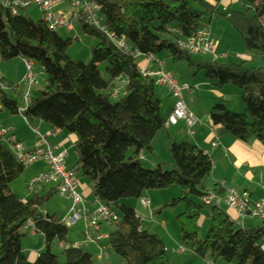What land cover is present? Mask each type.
I'll return each mask as SVG.
<instances>
[{
  "label": "trees",
  "instance_id": "16d2710c",
  "mask_svg": "<svg viewBox=\"0 0 264 264\" xmlns=\"http://www.w3.org/2000/svg\"><path fill=\"white\" fill-rule=\"evenodd\" d=\"M90 1L100 8L103 26L118 40L123 39L125 50L116 49L99 32L81 26L82 33L95 39L97 45L91 50L88 65L73 63L66 57L71 40H61L43 22L24 18V12L12 17L8 8L12 0H1L0 62L21 60L36 66L44 76L43 90L30 99L20 117L27 125L36 121L54 134L76 137L73 152L77 164L71 172L90 183L94 200L120 214L107 238L108 252L122 264H171L160 239L145 232L142 220L121 203H138L149 192L177 187L181 192L178 200L162 206L156 215L182 208L176 218L181 247H188L200 261L264 264L260 249L264 228L234 231L236 226L219 208L208 207L209 228L204 240L198 241L197 224L205 207L191 199L201 202L208 195L202 183L210 177L212 163L197 147L185 142L170 145L169 171L161 170L165 165H157L154 172L141 169L142 157L153 156L152 143L165 131L167 121L160 116L154 80L141 75L135 55L154 59L164 53L171 64H184L204 73L217 90L236 88L244 114L228 112L223 103L215 105L209 113L211 128L219 138L228 136L243 145L255 141L263 148L264 69L196 63L178 49L177 42L195 38L216 15L213 7L198 0ZM193 2L200 6L199 11L189 7ZM237 2L242 11L229 10L224 17L239 36L244 52L252 60L264 58V0ZM103 64L107 80L98 72ZM117 80L125 86H119ZM0 102L3 112L19 116L17 104L2 93ZM25 169L0 140V264H29L21 243L27 221L45 245V252L33 264H93L92 257L80 247L66 246L68 229L60 220L39 213L56 195L54 190L24 202L9 192V185ZM212 194L221 199L224 191L214 187ZM53 244L62 245V263L50 253Z\"/></svg>",
  "mask_w": 264,
  "mask_h": 264
},
{
  "label": "crops",
  "instance_id": "0c3cea01",
  "mask_svg": "<svg viewBox=\"0 0 264 264\" xmlns=\"http://www.w3.org/2000/svg\"><path fill=\"white\" fill-rule=\"evenodd\" d=\"M201 4L208 5L210 7H213L215 9L216 15L215 17H220L225 19L224 15L227 14V12L230 10L229 8L231 3L237 2V0H198ZM238 3V2H237ZM239 4V3H238ZM193 6L197 7L200 10V6L193 2ZM241 6V4H239ZM242 8V7H241ZM212 20V19H211ZM229 24V23H228ZM230 25V24H229ZM233 29V28H232ZM208 34L209 27H207ZM235 32V31H234ZM236 33V32H235ZM237 34V33H236ZM238 36V35H237ZM214 44H216L215 48V56L218 58L216 61L213 62H225L229 64L230 62L232 66V61H235L236 64L234 65H240V64H246L247 67L252 69H264V58H258V59H251V57L246 54L242 48V51L240 49H233V46L229 47H222L221 41L218 40H212L209 38ZM239 40V36H238ZM240 42V40H239ZM241 44V43H240ZM155 63L157 62L159 66H162V72L169 75L172 79H174L178 84L186 85L189 87V83L182 80H177L173 75H171L168 72H165L166 62H161L157 59H154ZM169 63H171L169 60H167ZM12 62H19L22 64V70H14L11 66H8L9 64L3 65L4 63H0V85L4 87H11V84H17L18 87L15 86L16 90L12 92V96L14 98L21 99L24 97V90L26 88V75L24 76L25 67L23 65V61L21 60H14ZM252 62V63H251ZM10 63V62H9ZM251 64V65H249ZM32 65V64H31ZM149 68V67H148ZM159 67L155 64L152 65L151 68H149L150 73L155 74L158 71ZM142 69H140L141 71ZM25 71V72H24ZM32 71V70H31ZM14 77V78H13ZM34 77V76H33ZM12 78V79H11ZM35 78V77H34ZM25 85L24 89H20V86ZM199 85H202V83H199ZM198 85V86H199ZM45 86V82H44ZM196 84L193 85L194 88L198 87ZM227 87V86H226ZM222 88L221 90H218L221 93V98L219 99L220 102L226 105L234 104V95L235 93L238 94V92H234V90H230V88ZM18 88L20 90H18ZM211 88L216 89L214 86H211ZM159 93H158V99L157 101L160 102V113L161 118L166 122L169 118V116L172 113L173 107H174V99L169 92L168 89L159 87ZM43 90V89H42ZM40 90V91H42ZM194 90V89H191ZM38 91V92H40ZM225 91H229L228 94H224ZM230 93V94H229ZM4 95L13 102L14 99L10 98L6 95V91L4 92ZM191 95V94H190ZM188 95V96H190ZM236 95V94H235ZM238 97V96H237ZM184 104V103H183ZM185 106V105H184ZM211 105L207 107V109H204L203 111H196L191 106H188L186 108V111L195 119L196 124L194 128L191 130L190 134L188 133L185 125L183 122H178L174 127L170 126L165 128L164 134L165 139L163 137L159 138L164 139L165 143L169 144L170 140L173 142L181 141V143H189L191 145H194L197 147L205 156L209 158V160L212 163V172L210 177L207 179V182H203V185L209 186L208 194L212 193V189L214 187H218L223 191L228 190H234L239 195L247 194L249 196V202L254 205L258 202L264 200V148L257 142L252 141L247 145H243L239 142H237L235 139L231 137H222L219 138L215 135L214 131L211 128L210 122H209V113L211 110ZM242 106V104H241ZM18 108V107H17ZM2 113V112H1ZM20 117V116H19ZM21 123L18 121H10L5 120L3 118V121L0 120V126L3 127L4 124L7 125V129L12 131L13 136L16 138L17 142L21 144L24 149L27 152H31L37 148H40V140L37 139L33 134L32 131L37 132L41 137L45 138V142L48 146H51L53 148H57L59 152L66 154V160H65V166L67 168V158L69 151L73 150V145L76 142V138L74 136H66L65 134H54L51 132L50 128L47 125H44L40 122H32L31 124L25 126L22 118L20 117ZM5 121L7 123H5ZM4 123V124H3ZM47 134L49 136L47 137ZM155 140V139H154ZM188 140H191L189 142ZM48 141L50 144H48ZM183 141V142H182ZM154 142V141H153ZM158 144V142H157ZM154 146L152 143L153 148V156L155 157V153L157 152V148L160 146L157 145ZM176 145V143H173ZM171 144V145H173ZM180 144V143H179ZM69 145V147H67ZM170 145V144H169ZM214 146V147H213ZM158 155V154H157ZM143 161L145 160L144 157H142ZM73 160V161H72ZM156 160H158L156 158ZM72 166L77 164V158H72ZM155 164L149 165V168H155ZM26 169H29V174L26 177V182H28L31 178L35 177L38 174L44 173L46 170V166L44 163H37L34 164ZM75 181L77 184V193L81 196L84 203L87 204H93L94 198L91 194V185L83 184L82 182L78 181L75 177ZM206 183V184H205ZM27 184V183H26ZM42 193H45L46 186H40ZM54 188H50V190L42 195H47L50 191H53ZM36 191V188L34 189V192ZM35 196L39 197L35 194ZM41 196V197H42ZM144 199H146L149 202V208L153 210L154 212H151V216H154L156 214V208L159 205H155V203H151L147 196H144ZM67 202V201H66ZM69 203V202H68ZM153 204V205H152ZM95 206V205H94ZM93 206V207H94ZM222 207V209H221ZM226 208L225 205L220 204L218 208L222 211L224 208ZM148 208V209H149ZM56 209L53 213V215L49 216L47 214L39 212L42 216H48V217H56ZM69 211V209H68ZM68 211L66 213V216L68 215ZM60 214V213H59ZM225 214V213H224ZM230 221L236 226L238 229H252V230H259L264 228V226L259 223L258 221L254 219H246L242 227L239 226L238 220L236 216L230 211L226 210L225 214ZM61 217H56L58 220L62 221V213L60 215ZM66 216L64 218H66ZM148 226L153 225L151 222L147 221ZM149 228V227H148ZM154 231L156 230L154 227H152ZM158 229V228H157ZM165 229V227L160 226V230ZM159 230V231H160ZM113 230H110L108 226L101 227L100 228V235L104 238H108V236L112 233ZM157 231V230H156ZM163 231V230H162ZM161 233V231H160ZM166 235L169 236L171 243L168 242L169 245H165L163 241L160 239V241L163 243L167 260L171 264H224L221 261H216L212 259H207L205 261H200L196 259L190 252L188 247H181L179 244V237L178 234L172 233L170 231L165 232ZM81 234V233H80ZM78 236V234H77ZM77 236L73 239H67L66 246H76L80 247L83 251L88 253L90 256L91 254L96 257V260H100V256H98L99 252L104 253L105 250L101 246L98 248L95 247L92 244H85V242L80 241L82 238H77ZM103 240V241H104ZM22 250L24 257L26 258L27 262L29 264H32L36 261V259L39 257V255L43 254L45 252V245L42 237L36 236V235H30L26 234L23 237L22 240ZM167 244V243H166ZM55 250L60 254L62 252V245L55 244ZM166 246H170V255H168ZM176 249V253H174V250ZM260 249L264 253V240L260 244ZM51 250H53V246L50 249V253L52 254ZM172 250V251H171ZM92 257V256H91ZM122 264V263H121Z\"/></svg>",
  "mask_w": 264,
  "mask_h": 264
},
{
  "label": "built area",
  "instance_id": "2783aa9c",
  "mask_svg": "<svg viewBox=\"0 0 264 264\" xmlns=\"http://www.w3.org/2000/svg\"><path fill=\"white\" fill-rule=\"evenodd\" d=\"M63 4H66L68 10H70V13H67V15L61 11L55 12ZM8 8L12 17H16L18 14L26 12L29 9H35L40 14L39 21L43 22L52 32H57L58 30L72 32L73 24L77 23L80 26H85L99 32L116 49L121 51L125 50L123 39L118 40L103 26L100 8L90 0H12ZM177 47L190 57L209 56L213 58V61L218 59L214 54L216 44L209 39L207 28L202 29L193 39L177 42ZM135 57L140 56L136 54ZM146 59L147 64L140 71L141 75L152 78L155 87L168 89L175 100L172 113L165 127H174L178 122H183L190 134L196 121L186 111L183 104V96L192 94L193 90L186 85L178 84L169 75L163 73L162 66H159L157 62L155 63L153 58ZM153 64L159 67L155 74L150 73L148 68L149 65ZM23 65L27 73L26 83L29 88H33L35 86V78L31 75L32 65L27 62H23ZM117 82L119 86H125L121 80H117ZM14 90L16 88H13ZM5 91L6 87L0 85V93L4 94ZM29 101L30 96L27 93L23 97V107L18 112L19 116L28 108ZM2 111L3 105L0 102V113ZM23 122L27 126L24 120ZM32 134L40 140L41 147L27 152L17 142L11 130L0 126V140L11 150L20 165L28 168L37 163H44L46 166L44 173L36 175V177L27 183L28 191H32L38 186H52L58 197L70 203L68 215L61 223L65 227H72L78 223H82L84 240H90L91 243L103 241L104 238L100 235V228L103 225L111 227L117 224L119 222L118 215L111 206L99 204L96 200L93 204L84 203L81 196L77 193L75 176L71 171L66 169V154L59 152L57 148L48 146L45 138L41 137L37 132L32 131ZM48 136L49 134H47ZM139 203L144 209L149 208V202L146 199H141ZM201 203L207 208H218L220 204L225 205L236 216L241 227L246 219H254L264 226V200L252 205L249 202V196L247 194L239 195L234 190H228L224 191L221 199L211 193L203 198ZM151 218L149 222L153 223V216ZM23 231L26 234L35 235L30 221H27L23 226ZM74 248L78 247L75 246Z\"/></svg>",
  "mask_w": 264,
  "mask_h": 264
},
{
  "label": "rangeland",
  "instance_id": "374dc122",
  "mask_svg": "<svg viewBox=\"0 0 264 264\" xmlns=\"http://www.w3.org/2000/svg\"><path fill=\"white\" fill-rule=\"evenodd\" d=\"M89 1V0H88ZM1 3V0H0ZM189 7L194 10V11H199V9L195 6L192 5V3H190ZM231 8L230 11L234 12V13H239L242 11L241 6L235 1V3H231L230 5ZM57 11H61L64 14L67 15V13H70V10H68V6L66 4H63L61 7H59L55 12ZM251 16V14L249 15V17ZM23 17L32 21V22H37L40 20V14L35 10V9H29L26 12L23 13ZM207 23V27H209V38H211L212 40H218L221 41V45L222 47L224 46V48L229 47V46H233V49L235 47V49H240V51H242V45L240 44L239 40H238V36L237 34L234 32V30L232 29L231 25L228 24V22L226 21V19L220 18V17H213L212 20L210 22L206 21ZM57 36L63 40V41H68L71 40L72 44L71 46L68 48L67 52H66V57L73 63H81L84 65H88L91 61V50L94 49L97 45V41L93 38L87 37L85 36L82 31H81V26L78 25L77 23L73 24V31L72 32H68L66 30H58L56 32ZM154 59H157L161 62H166V67H165V72L170 73L171 75H173L177 80H182L184 79V81H186L187 83H189V88L190 89H194L192 94L190 96L188 95H184L183 96V103L186 107L191 106L193 109H195L196 111H203L204 109H207V107H209V105H211V109L215 106L218 105L222 102H220V98H221V93L214 88H211V86H214V84L212 82H209L205 79L204 77V73L202 72H198L196 73L195 69H189L187 68L184 64H171L169 63L167 60V56L166 54H160L157 57H155ZM193 62L199 63V62H203V63H212L213 62V58L212 57H191ZM136 66L137 68L140 69H144L146 64H147V59L143 58V57H137L136 60ZM1 63V62H0ZM229 64L225 63V62H217V64L219 66H225V67H229L231 66L230 62H228ZM9 64L8 66H11L14 70H18L21 69L22 70V64L19 62H10V63H4L3 65ZM236 64L235 61H232V65ZM152 65H149V68H151ZM107 69V66L105 64L100 65L98 67V72L101 75V77L104 80H107V76L105 73V70ZM31 75L35 77V86L33 88H29L28 84H26V88L24 90V94H29L30 99L33 98L38 91L42 90L44 88V82H45V78L44 76H42V74L40 73V70L36 67L32 65V69H31ZM25 72V71H24ZM27 75V73H24V76ZM14 78V77H13ZM12 79V78H11ZM199 83H202V85H199ZM199 85L198 87L194 88L193 85ZM18 87L17 84H11V87L7 88L6 87V95L9 96L10 98H13L15 103L17 104L18 107V112L22 110L23 107V98L21 99V97L19 98H14L12 96V92H13V88ZM20 86V85H19ZM25 85L20 86V89H24ZM226 88H230V90H234V92H238L233 94L234 95V104L231 105H226V109L228 110V112L234 114V115H243L244 114V110H243V106H241V94L240 92L236 89L233 88L231 86H227ZM18 88V90H20ZM229 91H225L224 94H228ZM158 93H159V89L156 88L155 89V99H158ZM230 94V93H229ZM238 96V97H237ZM175 102V100H174ZM161 116V113H160ZM3 118L5 120H10L12 122H14L15 120L18 122H22L20 121V117L19 116H11L9 114H7L6 112L0 113V120L1 122L3 121ZM5 123H7L5 121ZM4 124V123H3ZM26 126V125H25ZM7 127L6 124H4L3 128ZM7 129V128H5ZM42 136V135H41ZM69 136V135H66ZM163 137L164 139L165 134L164 132L159 133L154 142L153 145L156 146L157 142L160 146L157 148V152L154 154V156H149V155H144L145 160L141 162V169L145 172H154L156 170V168H149V165L151 166V164H155L157 165H165L163 167H161L162 171H169L167 166L171 165V159H170V152H169V147L171 144L176 143L179 144L181 143V141H176L173 142L172 140H170L169 144L165 143L164 139H160V143H159V138ZM76 138V137H75ZM189 142H191V140H188ZM183 142V141H182ZM185 142H187V140H185ZM48 144H50V142L48 141ZM69 147V145L67 146ZM158 154V155H157ZM68 157L67 158V168L69 170L74 171L75 166H72V158H77L76 155L74 154L73 150L69 151L68 153ZM156 158L158 160H156ZM29 169H25L24 173L19 177V179L12 183L11 185H9V192L14 195L19 201L24 202V201H29L30 199H32L35 194L38 195L39 197H41L42 195L46 194L50 188H53L52 186L48 185L46 186L45 189V193H42L40 186L36 187V191L34 192V190L32 191H28V182H26V177L29 174ZM36 177V176H35ZM75 177L78 181L82 182L83 184H87L90 185V183L81 177L80 174H75ZM204 182H207V179L204 180ZM206 184V183H205ZM42 187V186H41ZM202 187L203 189L208 192L209 191V186L207 185H203L202 183ZM180 190L177 187H172L168 190L165 191H159V192H149L147 193L145 196H147V198L149 199V201H151V203H155V205H159L156 208V212H158L160 210V208L162 206H165L167 204H169L172 201H176L178 200V198L180 197ZM191 201L193 203H195L196 205H200L201 202L196 200V199H191ZM121 204L124 205H128L129 207H131V209L135 212V214L142 220L143 222V229L145 232H147L149 235H157L165 245H169L168 242L171 243V240L169 238L168 235H166V231H170V232H174L176 234H178V226L176 223V218L182 214L183 210L181 207L176 208V209H168V210H164L162 211L159 215H154L153 216V225L148 226L147 221H150L151 218V212H154L153 210L149 209H144L140 203H134L131 201H126V202H122ZM153 205V204H152ZM70 208V203L66 202L65 200L61 199L60 197H58L57 195L53 196L51 198V200L47 203H45L39 210V212L47 214L49 216L53 215L54 211L56 209H60L57 210V212H55L56 217H61V213H62V221L65 219L64 217L66 216V213L68 211V209ZM224 208V207H223ZM222 209V207H221ZM226 210L224 208V210H222L223 213L226 214ZM115 213L118 215V217L120 218V214L118 212V210H115ZM60 213V214H59ZM209 220H210V209L205 207L202 210L199 222L197 224V238L199 242H202L207 234L208 228H209ZM106 225H103L102 227H105ZM160 226L165 227V229L160 230ZM149 227V228H148ZM152 227H154L156 230L154 231L153 229H151ZM108 228L110 230H113L112 227L108 226ZM158 228V229H157ZM68 229V238L69 239H73L77 236V238H82L80 243L85 242V244H92L95 247H99L101 246L102 248H104L105 252H99L98 256H100V260L97 261L96 257L92 256V260H93V264H121V261L118 257L110 254L107 250V238L100 242V243H91L90 240H84L83 234H84V228H83V224L82 223H78L72 227H67ZM234 231H238L236 227L233 228ZM161 233H160V231ZM81 233V234H80ZM167 243V244H166ZM55 244H53V250H51L52 255H54L55 257H57V259L59 260V263H62L63 260L60 259V254L55 250ZM170 246H166V250L168 255H170ZM99 249V248H98ZM172 251V250H171ZM174 253H176V249L174 250ZM34 263V262H33ZM32 263V264H33Z\"/></svg>",
  "mask_w": 264,
  "mask_h": 264
}]
</instances>
